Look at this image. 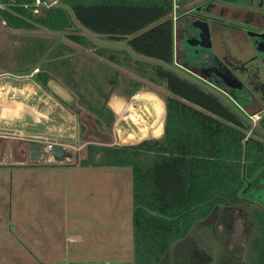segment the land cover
Here are the masks:
<instances>
[{
    "label": "trees",
    "instance_id": "obj_1",
    "mask_svg": "<svg viewBox=\"0 0 264 264\" xmlns=\"http://www.w3.org/2000/svg\"><path fill=\"white\" fill-rule=\"evenodd\" d=\"M58 2L69 6L76 20L100 40L120 42L138 55L175 64L173 0ZM0 3V20L6 26L23 30L45 26L66 31L71 41L93 45L95 53L110 62H121L123 55L138 78L161 84L167 90L161 138L126 145L89 143L86 156L78 162L82 167L132 168L134 264H164L173 244L187 237L196 223L218 209L236 207L245 208L256 222L247 264H264V139L216 97L176 73L139 61L126 50L95 43L74 25L66 9L47 6L44 0ZM24 44L17 54L24 63L21 74L40 68L42 73L36 77L43 85L57 79L71 92H82L80 83H86V75L79 74L70 45L55 47L42 38H31ZM118 79L119 73L115 72L106 77V83L114 86ZM125 82L135 89L143 85L134 78ZM93 85L90 94L103 93L101 84L95 81ZM119 103L122 101L113 106L121 112ZM160 124L153 133L162 131ZM256 125L264 132V113ZM223 264L244 262L229 259Z\"/></svg>",
    "mask_w": 264,
    "mask_h": 264
},
{
    "label": "rangeland",
    "instance_id": "obj_2",
    "mask_svg": "<svg viewBox=\"0 0 264 264\" xmlns=\"http://www.w3.org/2000/svg\"><path fill=\"white\" fill-rule=\"evenodd\" d=\"M31 38H42L48 43L53 42L55 47L59 45H70L74 51L73 61L80 71L79 74L81 75V73H84V75H86V83L84 80L80 83L82 92L72 89L74 101L71 105H68L56 97L45 85L40 83L36 77L37 73H42V70H39L40 68H35L28 74H22L27 76V78H23V84H28V87L34 88V90H31V96H28L30 90L23 92L22 101L24 102L26 100V96L31 98L35 97V93L37 96H43L44 98L49 97V95L52 96V102L47 104L41 102V105H43L46 110L52 105L53 119L48 123V125L51 126V135L47 136L51 140L67 145L74 152V158L71 161H67L68 164L58 165V163L52 164L47 161H40L47 162L48 165L39 164L40 166L38 167H40V169H49L50 167L60 169L63 167L65 169L64 171L78 175L79 173L82 175V173L87 172L91 176L96 175L95 182L91 179L95 187L96 185H103L102 188H104V185H106L108 188V185L117 183V192L119 193L117 196V203L118 209L121 212L118 218V252L105 253L101 250V247L98 246L95 250V254L89 258L73 263L63 262L60 264H105L106 262L109 264H119L120 258L123 259L122 264H134L135 256L133 257L131 252L132 245L133 254L135 255L133 214H129L132 206L126 208L127 201L130 199L125 195V193L129 195V191H131L132 168L128 166L85 168L78 166V162L81 158L86 156V146L89 143L126 145L137 144L145 139L161 138L164 133L166 118L164 96H166L168 92L161 84L151 83L147 80L138 78L134 71L124 62L123 55L120 56L121 62H110L106 58L97 55L95 53L97 48L93 45L78 44L71 41L66 31H55L45 26H40L32 30L13 29L6 26L5 21L2 20H0V73L5 71L18 74L22 73L21 67H23L24 63L18 58L17 54L23 48V45L25 46L24 43ZM202 43L205 46L208 44V40ZM176 49L177 45L175 46V50ZM173 66L180 69L176 64ZM180 70L210 87H213L192 71L189 72L182 68ZM90 72L93 77L90 76ZM115 72L119 73L118 83L114 86L106 83V77L109 74L114 75ZM18 78L20 77L8 75L4 76L3 80L17 81ZM127 78L139 80L140 84L143 83V85H140L141 87L139 89H135L134 87L131 88L125 82ZM95 81L96 84H101L104 94L98 92H94V95L90 94L94 86L93 82ZM215 89L237 107L228 95L217 88ZM118 100L122 101V103H119L121 112H118L113 106L115 102H119ZM149 103L153 105L157 111V123L153 124V131L159 130L160 123L162 131L156 133H152V131L142 136L141 132L147 125L151 124L156 117L155 111L148 106L150 105ZM115 106L118 108L117 103ZM94 108L96 110H94ZM237 109L241 111L240 107H237ZM241 112L249 117L248 113H245L243 110ZM250 119L252 118L250 117ZM156 125L157 127L154 130ZM45 126L44 123L34 118L32 119V123L25 129L32 133H46L47 130ZM121 127H125L128 130L125 128L121 129ZM129 132L134 135V137L123 140L122 136L128 135ZM10 145H12V148L15 149L17 154L19 151L18 142L13 140V143H10ZM8 146L9 144L6 140H4V142L0 140V156L4 158L5 162L14 160L12 157L2 156L9 150ZM26 149H28V145ZM22 167L23 166H21V168ZM0 169V171L5 174H17L19 171H23L19 166L16 168L4 167ZM97 176H102V178L98 179ZM103 177L106 178L104 179ZM112 190L115 191L113 187ZM71 191L73 190L71 189ZM108 191L109 190H105V193L107 194ZM75 192L76 191L70 193L71 203L75 201L78 202L81 199L86 206V202H92L93 198L91 196L84 199L81 197L74 198L77 193ZM244 209L243 207H236L235 210L223 209V211L220 210L221 212L216 211L213 215L196 223L187 237L173 244L172 247L174 250L171 254L172 263L186 264L185 261L188 257V264H199L206 261H210L209 264H223L224 261L229 259L238 260L239 262L247 264L248 259L246 255L249 253V240L252 238V233L256 230V227L254 228L256 222L251 220L252 218ZM84 217L88 219V215H84ZM87 227L89 231L85 230L86 233L83 235V238L79 237L78 240H80V243L84 240L88 241L89 246L87 252H90L96 244L95 239L97 238L94 235V231L90 229L92 223H87ZM131 239L132 242L130 241ZM101 241L104 242L103 239ZM203 251H205V254ZM19 264L50 263L21 262Z\"/></svg>",
    "mask_w": 264,
    "mask_h": 264
},
{
    "label": "crops",
    "instance_id": "obj_3",
    "mask_svg": "<svg viewBox=\"0 0 264 264\" xmlns=\"http://www.w3.org/2000/svg\"><path fill=\"white\" fill-rule=\"evenodd\" d=\"M243 18L244 14L240 15L236 21L241 22ZM173 23L174 58L176 59L178 48L175 50V46H178V40L175 36V19ZM260 33L244 32L230 26L222 28L217 26L209 31L208 36L206 35L207 52L212 57L219 56L224 60L226 65L223 68L229 70L231 76L233 67H237V84L228 83V80L225 83L236 90L237 96L230 95L224 89L222 92H226L225 94L234 101L238 108H241V111H246L249 117L255 114L261 115L264 112V45L261 46L256 42L263 38ZM195 60L200 61L201 56H196ZM8 75L20 78L15 80L16 82L3 80L4 76ZM23 78L27 76L9 71L0 73V139L3 142L6 140L9 144V152L7 151L2 156L14 159L5 162L0 156V168L19 166L23 170L17 174H5L0 171V264L73 263L93 256L98 246L105 253H117L118 218L121 212L117 203L119 194L117 183L108 185V188L106 185L104 188H102L103 185L95 187L91 179L95 182L96 175L91 176L87 172L82 175L81 173L72 174L64 171L63 167L40 169L39 164L48 165L47 162L31 161L21 154V141L51 135V126L48 123L53 119L52 105L48 110L41 105V102L45 104L52 102V96L44 98L35 93V97L26 96V100L22 101L23 92L30 90L28 96H31V90H34L28 87V84H23ZM34 118L46 125V133H32L25 129ZM13 140L19 144L17 154L10 145ZM65 164L68 163H58V165ZM90 167L109 168L99 166L85 168ZM97 177L102 178V176ZM131 179V191L129 195L125 193L130 199L127 201L126 208L132 206L129 214H133V173ZM71 189L77 192L74 198L84 199L91 196L92 202H86V206L81 199L71 203L70 193L73 192ZM103 189L109 190L107 194ZM84 215H88V219ZM87 223H92L90 229L94 231L97 238L90 252H87L88 241L84 240L80 243L78 240L79 237L83 238L85 230L89 231ZM102 239L104 242L101 241ZM130 241L132 242V239ZM173 250L171 247L164 264H173L171 255ZM131 252L134 257L132 245ZM203 252L205 254V251ZM187 258L186 264L189 263ZM122 262L123 259L120 258L119 264ZM209 263L210 261H206L199 264Z\"/></svg>",
    "mask_w": 264,
    "mask_h": 264
},
{
    "label": "flooded vegetation",
    "instance_id": "obj_4",
    "mask_svg": "<svg viewBox=\"0 0 264 264\" xmlns=\"http://www.w3.org/2000/svg\"><path fill=\"white\" fill-rule=\"evenodd\" d=\"M257 2H259V0H257ZM173 8L174 10L171 15L172 18H175V36L178 40V53L176 52V59L174 58L175 64L180 69L182 68L186 71H192L195 74L198 73L202 75L206 78V81L204 80L205 82L214 86L221 92L223 89H227L228 92L230 90V95L237 96L236 90L225 84L227 82L237 84V67H233L232 69L233 80L227 81L220 76V74L226 75L225 71L220 68L226 65V62L219 56L212 57V55L207 52L206 47L202 43L208 40L206 38L207 34L202 28L205 27L204 23L206 22L210 30L217 26L220 28L230 26L244 32L259 33L261 30L253 25L258 15L257 5H247L245 3L221 4L218 0H173ZM242 14H244L243 20L237 22L236 19ZM256 42L263 46L264 38ZM198 55L201 56L200 61L195 60V57ZM222 86L225 88H222ZM34 141L35 140H26L20 142L22 144L21 154L31 161H36L30 157ZM27 145L28 149H26ZM217 211L221 212L220 209Z\"/></svg>",
    "mask_w": 264,
    "mask_h": 264
},
{
    "label": "water",
    "instance_id": "obj_5",
    "mask_svg": "<svg viewBox=\"0 0 264 264\" xmlns=\"http://www.w3.org/2000/svg\"><path fill=\"white\" fill-rule=\"evenodd\" d=\"M47 3L55 6V7H60L64 8L68 11L72 22L76 27H78L80 30H82L86 35H88L95 43L101 45V46H106V47H112V48H117V49H123L128 51L135 59L155 65L162 66L183 79L189 81L190 83L197 85L207 93H210L214 97H216L219 101H221L230 111H232L239 119L240 121L249 127L252 132L256 133L260 138L264 139V132H262L256 125V122L250 119V117H247L244 113H242L237 107L229 101L222 93L217 91L214 86L210 87L209 85L191 77L190 75L184 73L180 69L174 67L173 65L167 64L161 60L146 57V56H141L138 55L129 45L126 44H121V43H112V42H107V41H102L93 34H91L86 28H84L75 18L73 11L71 8L65 4L59 3L58 1H53V0H45ZM220 1L221 4L223 3H245L247 5H257L258 7V15L255 20V23L253 25L257 27L259 30H264V0H218ZM219 5V4H218ZM220 6V5H219ZM205 27L202 28L204 32H206L207 36L209 33V27L208 24L205 22ZM261 37L264 38V31H261L260 33ZM220 67V66H219ZM221 70H224L226 75L220 74V76L225 79V80H231L232 76L229 72V70H225L223 67H220ZM199 77H201L203 80L206 81V78H204L202 75L196 73ZM207 83V82H206ZM47 88L56 96L58 97L61 101L64 103L71 105L74 101V97L72 95L71 90L65 86L63 83H61L57 79H49L46 83ZM246 113V111H245ZM125 127H121L123 129ZM128 130L127 128H125ZM123 138V137H122ZM31 159L36 160V161H47L50 163H66L67 161H71L74 158V152L73 150L68 147L67 145H64L63 143L56 142L53 144L52 149L49 151L44 150V145L42 141H34L32 145V151L30 155Z\"/></svg>",
    "mask_w": 264,
    "mask_h": 264
},
{
    "label": "built area",
    "instance_id": "obj_6",
    "mask_svg": "<svg viewBox=\"0 0 264 264\" xmlns=\"http://www.w3.org/2000/svg\"><path fill=\"white\" fill-rule=\"evenodd\" d=\"M39 3L40 2H38L37 5ZM44 4L47 5V6H50L51 5V4L47 3L45 0H44ZM0 6H3V5L0 3ZM173 10H174V8H173ZM35 11H37V10H35ZM173 19H175V18L173 17ZM250 117L252 118L253 121L256 122L260 118V115L255 114V115H252ZM34 140L35 141H42L43 142V145H44V150H46V151L51 150L53 144L57 142V141H54V140L49 139V137L48 136H45V135L36 137ZM106 264H109V263H106Z\"/></svg>",
    "mask_w": 264,
    "mask_h": 264
},
{
    "label": "bare ground",
    "instance_id": "obj_7",
    "mask_svg": "<svg viewBox=\"0 0 264 264\" xmlns=\"http://www.w3.org/2000/svg\"><path fill=\"white\" fill-rule=\"evenodd\" d=\"M150 104V103H149ZM146 105V104H145ZM148 106H150V108L152 109V110H154L155 111V120L151 123V124H149V125H147V127L141 132V135L142 136H145L146 135V133H149V132H152L153 131V124L154 123H157V111H156V109H155V107H153V105H148ZM149 110V109H148ZM158 114H160V113H158ZM153 133V132H152ZM123 138V140H128L129 138H131V137H134V135H132L130 132H129V134L128 135H125V136H122Z\"/></svg>",
    "mask_w": 264,
    "mask_h": 264
}]
</instances>
